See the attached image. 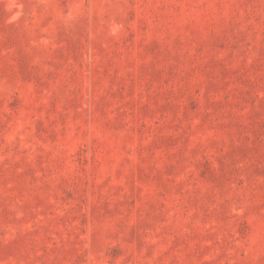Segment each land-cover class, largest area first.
<instances>
[{"label":"rangeland","instance_id":"obj_1","mask_svg":"<svg viewBox=\"0 0 264 264\" xmlns=\"http://www.w3.org/2000/svg\"><path fill=\"white\" fill-rule=\"evenodd\" d=\"M0 264H264V0H0Z\"/></svg>","mask_w":264,"mask_h":264}]
</instances>
